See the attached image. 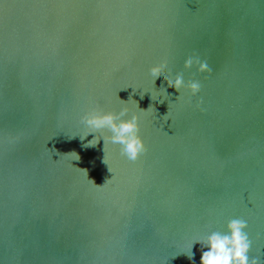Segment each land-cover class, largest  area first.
<instances>
[{
	"label": "water",
	"instance_id": "95a60500",
	"mask_svg": "<svg viewBox=\"0 0 264 264\" xmlns=\"http://www.w3.org/2000/svg\"><path fill=\"white\" fill-rule=\"evenodd\" d=\"M117 95L143 149L106 144L112 178L80 121ZM234 218L264 264V0H0V264H200Z\"/></svg>",
	"mask_w": 264,
	"mask_h": 264
},
{
	"label": "clouds",
	"instance_id": "9594fccd",
	"mask_svg": "<svg viewBox=\"0 0 264 264\" xmlns=\"http://www.w3.org/2000/svg\"><path fill=\"white\" fill-rule=\"evenodd\" d=\"M193 68L196 69L198 74H210V68L207 61H201L199 57L191 56L184 61L185 71ZM148 79L151 86L157 81V79H161L167 82L169 88H174L179 94L183 89L193 97H195L201 90V84L199 81L191 80L185 84L182 74H177L173 78L171 73L165 74V69L162 66L153 67ZM158 93H160V96L162 97L159 103H163L164 100H167L169 97L163 86H161ZM140 98L143 99L144 94H140ZM117 99L122 105L118 112L104 111L95 108L85 112L80 121L85 129V132L80 136V139L84 140L89 135L94 136L92 140L88 141L86 147H95L101 140H103V150L105 153L103 162L108 166L112 178L113 169L109 167L108 154L105 151L106 144L120 146V157L124 165L128 168L133 167L139 160H141V152L143 149V143L137 135L140 117L128 106L129 102L133 101L131 96L128 101L119 99L118 95ZM150 99L153 102L152 97H150ZM133 102L135 103V107L138 108V104L135 101ZM197 108H200L199 103L197 104ZM150 111L152 112L151 107L143 112L148 113ZM17 140L18 137L16 136L8 137L9 143L14 144ZM76 156V160H78L79 157L77 154ZM91 182L95 185L94 181ZM96 187L102 188L99 186ZM247 228L248 223L244 219L234 218L228 220L224 230L209 231L193 240L185 252L187 259L190 261L193 259L192 247L194 244L199 243L201 245L200 264H259L257 259H249L252 242L249 239Z\"/></svg>",
	"mask_w": 264,
	"mask_h": 264
}]
</instances>
